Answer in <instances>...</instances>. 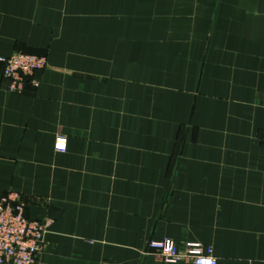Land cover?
<instances>
[{"label": "crops", "instance_id": "crops-1", "mask_svg": "<svg viewBox=\"0 0 264 264\" xmlns=\"http://www.w3.org/2000/svg\"><path fill=\"white\" fill-rule=\"evenodd\" d=\"M14 52L47 59L0 64V198L60 210L34 264H264V0H0Z\"/></svg>", "mask_w": 264, "mask_h": 264}, {"label": "built area", "instance_id": "built-area-1", "mask_svg": "<svg viewBox=\"0 0 264 264\" xmlns=\"http://www.w3.org/2000/svg\"><path fill=\"white\" fill-rule=\"evenodd\" d=\"M2 76L8 80L7 91L20 93L27 84L38 86L36 72L47 66L45 56L14 52L0 56ZM54 148L65 151L66 138L58 136ZM51 219L30 220L26 204L17 193L10 192L0 198V264H34L42 250L43 238ZM147 249L155 252L166 264L186 261L192 264H217V259L204 252L198 243H185L178 247L172 240H151Z\"/></svg>", "mask_w": 264, "mask_h": 264}, {"label": "water", "instance_id": "water-1", "mask_svg": "<svg viewBox=\"0 0 264 264\" xmlns=\"http://www.w3.org/2000/svg\"><path fill=\"white\" fill-rule=\"evenodd\" d=\"M40 73L41 71L36 72L35 77L38 78ZM26 208L28 210L29 219L34 221L40 220L42 218H48L54 220L57 219L60 215V210L52 205L47 207H42V206L29 204L26 206Z\"/></svg>", "mask_w": 264, "mask_h": 264}, {"label": "rangeland", "instance_id": "rangeland-1", "mask_svg": "<svg viewBox=\"0 0 264 264\" xmlns=\"http://www.w3.org/2000/svg\"><path fill=\"white\" fill-rule=\"evenodd\" d=\"M150 241H151V240H149V241L147 242V244H146V248H145V250H144V254H152V255L155 256V258H157L159 261H161V259L157 256V254H156L155 252L149 251V250L147 249L148 243H149ZM161 262H163V261H161ZM163 263H164V262H163ZM165 264H166V263H165Z\"/></svg>", "mask_w": 264, "mask_h": 264}]
</instances>
